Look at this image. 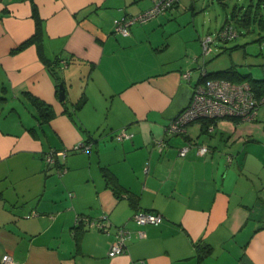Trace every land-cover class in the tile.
Masks as SVG:
<instances>
[{"label": "crops", "instance_id": "1", "mask_svg": "<svg viewBox=\"0 0 264 264\" xmlns=\"http://www.w3.org/2000/svg\"><path fill=\"white\" fill-rule=\"evenodd\" d=\"M151 4L0 0V259L9 253L16 264H264V193L230 186L233 158L224 156L227 143L264 133V124L197 119L184 134L165 131L202 83L201 72L213 70L199 30L175 23L179 3L133 24L128 35L113 31L115 18ZM46 109L49 118L40 116ZM123 127L132 136L118 141L113 135ZM191 141L208 152L193 145L180 155ZM81 142L90 149L72 150ZM53 149L67 153L48 165ZM138 209L163 220L139 225L132 219ZM78 215H106L107 230L76 222ZM118 227L129 233L125 250L110 257ZM199 248L206 250L201 259Z\"/></svg>", "mask_w": 264, "mask_h": 264}, {"label": "rangeland", "instance_id": "2", "mask_svg": "<svg viewBox=\"0 0 264 264\" xmlns=\"http://www.w3.org/2000/svg\"><path fill=\"white\" fill-rule=\"evenodd\" d=\"M178 3L180 9L175 11V23L196 27L203 39L209 35L214 38L225 20H231L233 12L240 16L248 11L252 19L258 16L264 21V1L261 0H179ZM234 24L238 36L228 41L214 38L206 65L213 71L233 67L241 73H249L252 78H264V26L259 25L258 20H251L249 25ZM257 119L264 124V106L259 109ZM228 155L233 158L228 167L235 174L229 185L244 191L260 189L264 193V133L227 143L224 156ZM261 202L260 209L264 211V201Z\"/></svg>", "mask_w": 264, "mask_h": 264}, {"label": "built area", "instance_id": "3", "mask_svg": "<svg viewBox=\"0 0 264 264\" xmlns=\"http://www.w3.org/2000/svg\"><path fill=\"white\" fill-rule=\"evenodd\" d=\"M179 2V0H152V5L136 15L122 16L115 18L113 21V31L121 35H128L130 27L135 23L148 21L155 16L162 14L172 4ZM236 35V32L231 28L229 23L220 27L215 37L218 40H228ZM211 35L202 38V53L206 55L211 50V43L214 39ZM204 72H201V76ZM183 76L189 77V71H186ZM261 105H264V97L256 98L252 94L250 86L247 82L232 83L225 79H208L202 83L194 85L192 98L189 104L184 107L175 117H173L165 127V131L171 134H184L186 126L189 122L197 119H220V118H235L240 122L254 121L258 116V110ZM114 138L118 141L129 138L132 133L128 132L125 127L119 129L114 133ZM159 146L164 145L162 141H158ZM162 145V146H163ZM195 145L197 152L204 154L208 152L207 145L198 144L195 141L187 143L178 151L180 155H184L188 149ZM90 149V143L81 142L72 150ZM67 150L53 149L46 153L45 159L48 165L56 163L57 158H64ZM59 172L63 168L57 169ZM132 219L139 225L144 224H159L163 217L160 213L153 211L136 210L132 214ZM76 222H83L87 225L94 226L98 229L107 230L106 222L107 216L101 215L97 219H89L84 215H78ZM128 230L124 227H118L115 240L112 242L108 256L113 257L122 253L125 250V240L128 237ZM141 236L142 233L139 232ZM0 264H16L9 253H4L1 256Z\"/></svg>", "mask_w": 264, "mask_h": 264}, {"label": "trees", "instance_id": "4", "mask_svg": "<svg viewBox=\"0 0 264 264\" xmlns=\"http://www.w3.org/2000/svg\"><path fill=\"white\" fill-rule=\"evenodd\" d=\"M261 1H264V0H261ZM177 3L172 4L171 7L167 8L166 11H164L162 14H165L167 11L171 10L172 8H174L177 5ZM34 15H36L35 8H34ZM36 19H37V16H36ZM251 20L252 21L258 20V24L261 25V26H264V21H262V18L258 19V16L257 17L256 16H253V19H252L251 18V14L248 11L243 12L240 16L238 15V13H236V12L234 13L233 12L232 13L231 20L229 18H227L222 25H224L226 23H229V25H231V28L236 32V35L231 38V39H233V38L237 37L238 34H239V32H238V30H237V28H236V26H235L234 23H238V24H241V25H246V24L249 25V23H251ZM38 23H39V21H38ZM222 25L220 27H222ZM231 39H228V40H231ZM33 40H34L33 37L32 38H29V39L25 40L23 43H21V45L19 47H22V46H24V45L32 42ZM228 40H225V41H228ZM50 70L53 73H55V71H54L53 68H51ZM203 72H204V75L201 76L202 82L203 81H206L208 79H216V78H218V79H225V80L230 81L232 83L247 82L249 84V86H250V89H251L252 94L254 95V97H256V98L264 97V78H252L249 73H241L240 71L236 70L233 67H229V68H226V69H221V70H217V71H213V72L212 71L211 72H208L206 70V68H205ZM34 100H36V99H34ZM82 102H83V100L77 102L76 103V107L78 108L82 104ZM262 106H264V105H261L259 107V109ZM258 112H259V110H258ZM40 116H42L44 118H49L50 116H52V114L49 113L47 111V109H46V110H44V111L41 112V115ZM233 119L234 120H237L235 118H233ZM205 120H207L208 122L209 121H215V119H205V118H202L203 123L205 122ZM58 167L59 168H62L61 164H59ZM104 176L107 178V181L108 182L111 181L110 175H108L107 171L104 172ZM112 189L116 193V195H118L120 197L121 196H125V197L128 196L126 192H122L120 190H117V188L114 187V186H112ZM205 252H206V250L202 251L200 248L198 249V255H199L200 259H201V257L204 256V253Z\"/></svg>", "mask_w": 264, "mask_h": 264}, {"label": "water", "instance_id": "5", "mask_svg": "<svg viewBox=\"0 0 264 264\" xmlns=\"http://www.w3.org/2000/svg\"><path fill=\"white\" fill-rule=\"evenodd\" d=\"M58 88H59V99L63 100L64 99V95H63L64 94V92H63V90H64L63 88L64 87H63V84L59 83Z\"/></svg>", "mask_w": 264, "mask_h": 264}]
</instances>
